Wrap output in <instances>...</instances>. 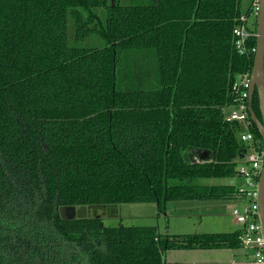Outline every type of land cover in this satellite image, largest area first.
<instances>
[{
  "label": "trees",
  "instance_id": "obj_1",
  "mask_svg": "<svg viewBox=\"0 0 264 264\" xmlns=\"http://www.w3.org/2000/svg\"><path fill=\"white\" fill-rule=\"evenodd\" d=\"M244 1L0 0V264L243 249L241 230L170 236L101 218L124 204L241 202L235 185L198 181L238 178L248 151L224 119L253 70L234 34ZM252 108L261 119L257 94ZM72 206L88 217L70 219Z\"/></svg>",
  "mask_w": 264,
  "mask_h": 264
},
{
  "label": "rangeland",
  "instance_id": "obj_2",
  "mask_svg": "<svg viewBox=\"0 0 264 264\" xmlns=\"http://www.w3.org/2000/svg\"><path fill=\"white\" fill-rule=\"evenodd\" d=\"M251 3L252 0L243 2L244 14L251 8ZM255 20L252 21L250 18L248 22L253 24ZM240 166L241 163L238 164V169ZM198 182L202 185H237L240 179H202ZM238 204L237 200L176 202L168 204L166 213H160L157 205L153 203L124 204L118 206L116 216L108 214L101 220L105 227L150 226L156 227L160 234L170 236L232 233L240 228L232 215V210ZM244 251V249H240L235 253L241 255ZM230 255L228 249L171 250L166 254V261L168 264H230L228 261Z\"/></svg>",
  "mask_w": 264,
  "mask_h": 264
},
{
  "label": "built area",
  "instance_id": "obj_3",
  "mask_svg": "<svg viewBox=\"0 0 264 264\" xmlns=\"http://www.w3.org/2000/svg\"><path fill=\"white\" fill-rule=\"evenodd\" d=\"M259 0H252L251 8L240 18L234 29L237 38L236 48L241 55L250 56L255 49H248L247 42L256 37L253 32L257 20ZM255 22L249 23V19ZM252 72L241 75L233 86L234 103L224 111V119L241 124V140L248 146L238 169L240 182L235 185L241 202L232 210V215L240 225V240L248 260L247 264H264V235L259 210V180L264 165V149L260 141L252 133L253 121L250 115V88Z\"/></svg>",
  "mask_w": 264,
  "mask_h": 264
},
{
  "label": "water",
  "instance_id": "obj_4",
  "mask_svg": "<svg viewBox=\"0 0 264 264\" xmlns=\"http://www.w3.org/2000/svg\"><path fill=\"white\" fill-rule=\"evenodd\" d=\"M256 32L257 45L255 49L250 88V115L264 143V0H259ZM255 94H257L259 98L261 119H259L252 108ZM197 154L200 155V158L203 161H207L211 157L207 152L202 150H198ZM184 157L186 162H189L187 153L184 154ZM259 210L264 235V165L259 180ZM65 211L70 219H85L88 217V208L85 206L80 208L74 206L67 207Z\"/></svg>",
  "mask_w": 264,
  "mask_h": 264
},
{
  "label": "crops",
  "instance_id": "obj_5",
  "mask_svg": "<svg viewBox=\"0 0 264 264\" xmlns=\"http://www.w3.org/2000/svg\"><path fill=\"white\" fill-rule=\"evenodd\" d=\"M238 230H240V228ZM229 251L231 253L230 259L228 260L230 264H247L246 254L248 253V251H244V253L241 255L236 254L235 253L236 250H229Z\"/></svg>",
  "mask_w": 264,
  "mask_h": 264
}]
</instances>
